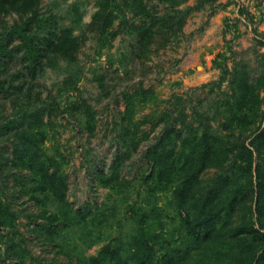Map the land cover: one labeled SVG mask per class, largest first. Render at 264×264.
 <instances>
[{
  "label": "rangeland",
  "instance_id": "1",
  "mask_svg": "<svg viewBox=\"0 0 264 264\" xmlns=\"http://www.w3.org/2000/svg\"><path fill=\"white\" fill-rule=\"evenodd\" d=\"M23 7L0 3V264H112L99 256L105 248L128 264L145 254L158 263L184 247V264H264L254 192L264 148L257 155L250 144L264 127V0ZM23 23L33 59L12 30ZM62 35L66 53L52 49ZM241 81L258 95L253 114L231 96ZM23 134L62 180L61 201L38 189ZM205 139L212 154L194 196L221 174L231 186L216 189V231L194 240L182 220L191 208L179 209L175 191L183 159L195 166L193 146ZM152 147L173 155L171 174L148 159ZM238 227L253 229L247 241Z\"/></svg>",
  "mask_w": 264,
  "mask_h": 264
},
{
  "label": "trees",
  "instance_id": "2",
  "mask_svg": "<svg viewBox=\"0 0 264 264\" xmlns=\"http://www.w3.org/2000/svg\"><path fill=\"white\" fill-rule=\"evenodd\" d=\"M32 0H1L0 3L8 4L10 6H24L27 7L28 3H31ZM20 3V4H19ZM23 7V8H24ZM24 23L21 25H16L12 28L13 32L18 33L20 37V41L26 51V54L31 59L34 58L33 51V43L32 37L26 35L24 30ZM65 36H59L57 38V42L55 44L52 43V49L55 52L66 53L67 47L64 44ZM1 49V47H0ZM248 85L245 81H241L238 85H235V90H231L234 94H231L234 97L235 104L237 106V110L239 113L244 111H250L251 114L257 109L258 104V95L248 92ZM165 136V135H164ZM24 140L22 141L25 150L27 151V166L29 169L33 171L35 175L39 176V180L37 182L38 189L43 191H48L52 198H56L60 196V201L62 197L63 190V182L60 178L56 177L54 171L48 173V167L45 162H39L36 152H31L32 148H36L34 142L30 139L31 136L29 134H23ZM162 139V138H161ZM251 146L255 149L257 155L261 153V148H264V127L260 130L250 141ZM200 147L195 155L196 165L193 166L190 164L192 158H184L181 165V169H185V177L182 179L180 184L178 185L175 195L177 204L179 209L181 210L185 206H190L191 211L182 217V220L186 221L185 227L188 235H192L194 240L197 238H203L206 240L209 235L215 230V226L224 216H220L219 212H217L216 207L218 198V189L220 192L230 187L228 180L225 179L228 175H219L216 179V183L210 186L202 195L201 198L194 196V187L196 186L198 176L200 172L208 166L209 155L212 154L211 146L205 140H202L196 144H194L193 148ZM247 150L244 154H242V159L245 160L246 164L250 166V162L252 161L253 152L249 148H244ZM262 154V153H261ZM173 155L169 151H165L162 149L161 151H156L153 147L147 151V157L154 163L160 165L161 174H171L173 171V165L175 163L171 161V157ZM192 156V155H190ZM226 159L223 158L220 162H224ZM186 164V165H184ZM186 167V168H184ZM255 211L257 213V220L262 228H264V168H262L261 163H258L255 167ZM220 180V181H218ZM227 180V181H226ZM218 181V182H217ZM235 183V181H234ZM232 208V207H231ZM230 208V209H231ZM61 215L67 219L68 212L64 211ZM192 215V216H190ZM253 229H249L248 227H238L233 232L237 234V241L242 243L247 241L248 234ZM244 234V235H242ZM190 249L188 247H184L177 251H171L164 253L159 259L158 263H155L152 257L147 254L144 255V259L139 263L134 262L132 264H142L144 260L146 263L144 264H184L189 259ZM99 256H107V260L112 264H128L126 259H123L119 252L114 249L107 250L106 248L102 250ZM260 258L264 260V246L260 254ZM262 261V260H261ZM99 259L96 257H91L89 260V264H99ZM105 264V263H102ZM109 264V263H108ZM256 264H260V262H256Z\"/></svg>",
  "mask_w": 264,
  "mask_h": 264
}]
</instances>
